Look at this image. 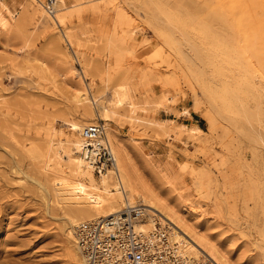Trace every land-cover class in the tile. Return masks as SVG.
I'll list each match as a JSON object with an SVG mask.
<instances>
[{
    "label": "rangeland",
    "instance_id": "1",
    "mask_svg": "<svg viewBox=\"0 0 264 264\" xmlns=\"http://www.w3.org/2000/svg\"><path fill=\"white\" fill-rule=\"evenodd\" d=\"M6 3H13L15 17L4 12ZM67 5L66 20L58 25L34 0H0V264H74L66 244L67 201H85L91 188L65 195L76 174L53 139L78 136L69 123L92 114L95 122H109L115 152L122 151L188 223L225 248L236 264H264V142L251 138L258 133L264 140V118L249 127L242 124L246 119L236 124L229 114L243 106L229 103L230 94L213 86L211 72L213 55L220 53V65L244 64L257 79L255 94L263 93L264 0H68ZM197 49L212 55L210 63L198 58ZM185 53L194 64L207 65L191 69ZM71 68L82 73L91 95L112 99L123 88L133 116L126 104L115 108L117 115L95 119L74 99L84 82ZM259 94L246 98L244 108L259 109L264 117ZM221 100L229 102L219 108Z\"/></svg>",
    "mask_w": 264,
    "mask_h": 264
},
{
    "label": "bare ground",
    "instance_id": "2",
    "mask_svg": "<svg viewBox=\"0 0 264 264\" xmlns=\"http://www.w3.org/2000/svg\"><path fill=\"white\" fill-rule=\"evenodd\" d=\"M34 1H36V3L38 4V7H40V9H42L43 11H45V13H47V15L49 17V18H47L48 20L53 21L54 23H56L58 25L63 24L64 21L66 20V10H68L69 6H70V5L69 6L67 5L68 0H58V3L56 4L55 10H54V13H50L46 9V7H45L46 0L45 1L34 0ZM13 3H6L2 6H3V10L5 13L10 14V16L12 15L15 17V14H17V11H15ZM33 4H35V3H33ZM65 34H68V32H66ZM65 36H68V35H65ZM66 39L68 40L67 37H66ZM69 39H71V41L70 40H68V41H70L72 43L73 40H72L71 35L69 36ZM188 42L191 43L190 40ZM190 45L196 46V43L195 44L191 43ZM193 47L191 49H193ZM196 48H197V46H196ZM200 48H201V45H200ZM226 50H227V48H226ZM195 52H197V51H195ZM200 52H201V50H200ZM200 52L198 50V52H197L198 54L195 53L197 56L199 55L198 58L203 57V58H201L203 62L210 63L209 60L213 59V58L209 59L211 54L210 55H208V54L210 51L208 52V54L206 53V55H208L206 57L203 55H200L201 54ZM227 52H229V51L227 50ZM225 54H226V52H224V55ZM228 54L230 55V53H227V55ZM235 54H236V52H235ZM235 54H233L232 57H234ZM184 55H185L184 56L185 60L192 67L191 69H193V67H194V65H196V63L198 65L203 64V62L200 63L201 60L199 61V63L195 62V64H194V61L191 62L192 60H194V58L191 59V57H189L186 53ZM214 55H213V57L216 59H214L215 62H213V63H215V64H214L213 71H211V72H213V74H215V76H216V77L214 76V78H215L214 82L216 85H214L212 83V81H211V83L213 84L214 87L217 86L218 89L220 88V89L224 90L226 93L230 94L231 98L230 97L229 98L232 99L231 102H229L230 100L228 99L229 101L224 102V103L228 104V102H229V103L233 104V102L236 101V102H238V104H240V107L243 106L240 109L238 107V109H239L238 110V109H236V107L238 105L235 104L236 103L235 102L234 104L237 106H235L233 108L237 111H234L232 109V106L234 104L230 105L231 108H229V109H232L233 112H230L229 116L231 115L230 117H232V119H234L233 120L234 122L238 121V122H235L236 124L240 123L239 122L240 120L242 123V121H244L246 119V121H244L242 124H244L246 122L244 125L247 124L248 127H249V125H253V123H255V120H257L259 122L261 120H263L264 117L262 115V112L258 108H256L259 106H255V108L258 109L257 111L254 109L255 112H254V110L249 109L250 111H253L252 113L251 112L249 113V110H247L248 113L246 112L245 109L249 108V107L244 108L243 102H245L244 100L246 98H248L249 96H254L256 98L259 94V92H257V95L255 94L256 88H257V79L254 78V75H252L253 72L251 71L252 73L250 72V76H249V74L247 73L248 69L246 72V70H243V68H241L244 66V64L241 65V67L236 65L235 69H234V66H235L234 65L233 69H231L232 64H230V63H232L233 60H235V59L230 57V59H233L232 62H230V60L225 57L227 60H229L228 62L231 65L230 68L228 69V67H226L227 64H225L227 61H225V63H224L225 65L224 64L220 65L219 61H217L218 60L217 58H219V60H220L222 55H220V53L216 54L215 56ZM236 58H237V56H236ZM196 60H197V58L195 57V61ZM216 61L219 63L220 66L216 65V63H217ZM211 62H212V60H211ZM221 62H224V61L222 60ZM207 63H205V64L207 65ZM233 63H235V61ZM238 63L242 64L241 60ZM235 64H237V63H235ZM189 65L187 64V66H189ZM206 65L203 64V66H206ZM215 66H217V67H215ZM197 68L199 69V66ZM202 68L199 70L200 71L203 70ZM195 69L196 68H194V70ZM71 71L75 77L80 76V74L82 75V73L78 69L74 70L71 68ZM200 71H197V72H200ZM244 71L247 73L248 78L245 77L246 75H244L245 74ZM201 73H199L200 76H201ZM208 74H210V71ZM202 75H204V74H202ZM205 76L206 75H204V77ZM207 78H205V79H207ZM81 80L84 82V84H82L81 89L76 91V93L74 94V99L76 100L77 103H80V105L84 106L88 112L94 113L95 119H97V120H101L102 118L105 119V117H108L110 114L113 115L115 113V108L118 109L120 107H123L126 104H127L129 116H133L134 106L129 102L130 99L128 98V94L123 88L116 91V94H114V98H112V99L108 98L106 100L107 97L104 99L102 96L100 97V96L91 95L89 93L88 89L86 88V82H85V78L83 75L81 76ZM205 84H203V85H205ZM259 89H257V90L259 91ZM260 91H262V90H260ZM260 94H264V91H263V93L260 92ZM260 94H259V96H260ZM221 97H223V96H221ZM249 98H252V97H249ZM261 100L260 101L257 100V102L259 101L262 103ZM219 102L220 101H217V103H218L217 106L219 108H221L224 103H223V101H222V104H220ZM259 102H258V104H259ZM261 106H262V104H261ZM218 107L217 108L215 107V109L218 110ZM225 108H227V106ZM222 109H221V111H222ZM261 109H263V108H261ZM226 110L227 109H225L224 113L226 112ZM232 110H229V111H232ZM239 111L243 112L242 116L244 115L246 117L243 116V119H242L241 118L242 116L239 113ZM224 113H223V115L226 116V114H224ZM228 113H227V115H228ZM87 115L88 114H86V116ZM114 115H117V114H114ZM219 115H220V113H219ZM223 119H224V117H223ZM226 119H228V116ZM90 122H95L93 114L89 117V120H83L82 122L81 121H78V122L73 121V122L69 123V127L73 131L78 132V134H79L78 136H75L74 138H72V137L68 138L65 142H62L61 140L57 141V140L53 139V142L55 143L54 144L55 147L56 148H62V150L69 156L70 166H71L73 172L76 174V181L74 182V185L71 187L70 191H67L65 193V195L66 196L68 194H69V196L70 195H77V194L79 195V193L81 191L86 190L87 186H89L91 188L86 193V200L85 201L79 202V201H77V199L72 200V197H71V200L69 199V201H67V202H69L70 205L68 206V210L66 211V216H65L66 221H67V224L65 223L66 224L65 225L66 226L65 227V235H66V244H68V246H69L70 256H71L74 264H87L83 254H82V251L78 245V242H77V237H76L77 227H79L83 224H86L88 222H92V221H94L98 218H101V217H108V216L114 215V214L120 212L122 210L123 206L126 204H129L131 206H140L141 210L143 211V214H144L143 219L136 226L138 230L150 231V230L157 228V227L165 228L168 231L171 239L177 244L178 249L181 252V254L188 257L190 260H192V259L193 260L209 259L214 264H236L235 263L236 261L234 262V260H232L230 254L228 253V251L225 248H222L221 246H219L218 243H216L214 240H212L204 232L199 230L196 226H193L190 223H188L187 220L183 217L184 215H181L174 207H172L169 203H167L165 200H163L160 197V195L158 194V192L155 191L151 186H149L141 178V176H139L137 174L138 172L135 171V169L131 165L130 161L128 160V157L126 155H124L122 153V151L119 152V150H117V148H116V152H115L117 154V161H118V171H119L118 175H115L113 172H109L108 174H104L99 179H97L96 176L93 174L94 173L93 170L86 164V162L81 158V156L77 154L78 150H79V146H80L81 141H82L81 136H80V131H81L83 126L87 125ZM232 124H233V122H232ZM104 125H105V127H107L109 129L110 124L108 121ZM244 125H240L241 129L246 128V131H247L248 128L245 127ZM251 129L252 128H250V130ZM250 130H248V131L252 135V132L254 133V131L251 132ZM243 131L241 130V132H243ZM247 132H246V134H247ZM109 134H110L111 139L114 140V137L112 135V131L109 130L108 136H109ZM254 134L257 135L258 133H254ZM256 135H252V137L251 136L248 137V135H247V137L248 138L251 137L254 140L255 144H258V145L262 144L264 142V140H262L263 138L260 140L259 138H256ZM251 138H250V140H252ZM63 139H65V138H63ZM254 149H256V147ZM71 168H69L70 171H71ZM263 168L264 167H262L261 170ZM260 191H261L260 193H262L261 194L262 198L264 199V186L261 185Z\"/></svg>",
    "mask_w": 264,
    "mask_h": 264
},
{
    "label": "built area",
    "instance_id": "3",
    "mask_svg": "<svg viewBox=\"0 0 264 264\" xmlns=\"http://www.w3.org/2000/svg\"><path fill=\"white\" fill-rule=\"evenodd\" d=\"M58 0H46L45 7L54 13ZM76 64L82 68L79 60ZM78 155L101 177L118 175V161L104 122H90L80 131ZM140 206L126 204L122 210L101 217L76 229L78 245L87 264H214L209 259L190 260L181 254L165 228L150 231L137 229L143 219Z\"/></svg>",
    "mask_w": 264,
    "mask_h": 264
}]
</instances>
